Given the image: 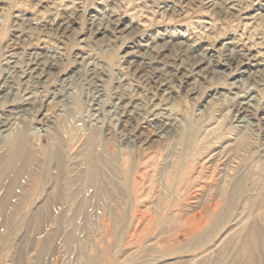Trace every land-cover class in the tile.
<instances>
[{
    "label": "rangeland",
    "instance_id": "rangeland-1",
    "mask_svg": "<svg viewBox=\"0 0 264 264\" xmlns=\"http://www.w3.org/2000/svg\"><path fill=\"white\" fill-rule=\"evenodd\" d=\"M111 15L118 26L97 31ZM36 54L57 68L27 83ZM6 77L0 167L24 139L0 187V264H246L251 224L264 264V0H0V88Z\"/></svg>",
    "mask_w": 264,
    "mask_h": 264
},
{
    "label": "bare ground",
    "instance_id": "bare-ground-1",
    "mask_svg": "<svg viewBox=\"0 0 264 264\" xmlns=\"http://www.w3.org/2000/svg\"><path fill=\"white\" fill-rule=\"evenodd\" d=\"M74 13V12H73ZM73 13L71 14V13H68V14H65V16L62 18V20L61 21H59L58 23L57 22H55V23H57L56 24V27L54 28V29H52V31L54 30L55 32H56V34H62L63 32H66V30H67V28H68V26H70V23H72L73 22V19H74V16H73ZM112 14V13H111ZM116 14V13H115ZM64 15V14H63ZM76 15V14H75ZM107 16V15H106ZM76 19V18H75ZM92 22H94V21H92ZM99 22H100V20H99ZM106 25L107 26H104L103 24L100 26V27H98L97 26V28H96V30L97 31H107V30H109V28L110 27H116V26H118V24H119V22H120V18L118 17V16H115V15H111V16H109L107 19H106ZM91 24V23H90ZM94 24H96V23H94ZM91 25H93V24H91ZM96 26V25H95ZM94 26V27H95ZM90 30H91V28H90ZM166 44V43H165ZM190 44V43H189ZM165 47V46H164ZM185 47V46H184ZM147 49V48H146ZM195 49H197V47L195 46V43L194 44H192V45H187V47L186 48H184V51H187L188 53H192V51H195ZM155 50V49H154ZM228 50H230V52L228 53V56H227V60L228 61H233V62H236L237 63V65L238 66H242L243 64H245L246 65V63L244 62V60H245V58L247 57V56H245V53L243 52L244 50H241V49H228ZM149 50L147 49V54H150V53H152L151 52V49H150V51L148 52ZM156 51V50H155ZM227 51V49L225 50V52ZM140 52V51H139ZM183 52V51H182ZM198 52V51H197ZM224 52V51H223ZM224 52V53H225ZM137 53V52H136ZM166 53V52H165ZM138 54V53H137ZM160 54V53H159ZM164 54V53H163ZM173 54V53H172ZM135 55V54H134ZM156 55H157V53H156ZM43 56V55H42ZM171 56V55H170ZM151 57V56H150ZM165 57V56H164ZM172 57V56H171ZM182 57V56H181ZM199 58H200V64H202L203 62H206V60H205V58L207 57L205 54L204 55H200V56H198ZM145 57L144 56H142V60H141V62L140 63H138L137 65H135L134 66V68L137 66L138 68H144L145 66H144V64H147V62H143V59H144ZM148 58H149V56H148ZM134 59V58H133ZM155 59V58H154ZM165 59V58H164ZM9 60V59H8ZM11 60V59H10ZM9 60V61H10ZM14 60V59H13ZM27 60V59H26ZM151 60V59H150ZM159 60V59H158ZM166 60V59H165ZM181 60V59H180ZM136 61H138V60H136ZM174 61V60H173ZM182 61V60H181ZM196 61V60H195ZM258 61H260V60H258ZM258 61H256V63L254 64V66H258L259 65V63L260 62H258ZM7 62V61H6ZM134 62V61H133ZM143 62V63H142ZM12 63V62H11ZM18 63V62H17ZM155 63V62H154ZM169 63H172V62H169ZM175 63V62H174ZM179 63V62H178ZM196 63V62H195ZM7 64V63H6ZM56 64V63H55ZM151 64V63H150ZM173 64V63H172ZM226 64H227V62H226ZM235 64V63H234ZM252 64V63H251ZM22 65V64H21ZM21 65H19V66H21ZM130 65V64H129ZM149 65V64H148ZM199 65V64H198ZM18 66V64L16 65V64H14V63H12V65L10 64V66H8L9 67V71H7V72H16V71H18V68H20L21 69V67H19ZM164 66V65H163ZM162 66V67H163ZM171 66V65H170ZM177 66V65H176ZM179 66V65H178ZM182 66V65H181ZM193 66V65H192ZM205 66H207V64H205ZM231 66V65H230ZM7 67V68H8ZM56 66L54 65V62H49V61H47V59H45L44 57L42 58V57H40L39 55H37L36 54V56L34 57V58H30V60H29V63L27 64V71H21V76L22 77H24V79H25V81L27 82V83H29V81L31 80L32 82H34L35 84H40L41 82H43V81H45V78H46V76H47V73H48V71L47 70H51V69H54ZM154 67V66H153ZM165 67V66H164ZM57 68V67H56ZM131 68H133V67H131ZM201 68V67H200ZM206 68V67H205ZM248 68V67H247ZM22 69H23V67H22ZM150 69V68H149ZM177 69V68H176ZM184 69V68H183ZM90 70V69H89ZM88 70V71H89ZM148 70V69H147ZM246 70V69H245ZM47 71V72H46ZM52 71V70H51ZM134 71H136V69L134 70ZM150 71V70H149ZM157 71V70H156ZM179 71V70H178ZM257 71H261V69H259V68H257ZM256 72V71H255ZM51 73V72H50ZM78 73V72H77ZM167 73H169V74H171L173 77L175 76V74H174V72L172 71V70H169V71H167L166 73H161V75L162 76H167ZM191 73V72H190ZM198 73V72H197ZM5 74V73H4ZM10 74V73H9ZM25 74V75H24ZM15 75V74H14ZM16 75H17V73H16ZM137 75H139V74H137ZM148 75H149V73H148ZM89 76H90V74H89ZM141 76H143V75H141ZM154 76V75H153ZM161 76V77H162ZM12 77V76H11ZM50 77V76H49ZM140 77V76H139ZM169 77V76H168ZM13 78V77H12ZM153 78V77H152ZM175 78V77H174ZM11 79V78H10ZM21 79V78H20ZM93 79H95V78H93ZM150 79V78H149ZM87 80H88V78H87ZM96 80V79H95ZM101 80V79H100ZM17 82V81H16ZM31 82V83H32ZM46 82V81H45ZM95 82V81H94ZM165 82V81H164ZM9 83L11 84V81H9L8 80V77H6L5 79H4V81L2 82V85H1V88H0V100H1V106H2V104H8V106H4L5 108H3L2 109V113H4V112H10L12 109H13V107H12V105H11V103H9L10 101H9V98H8V96H9V93L10 92H12V87L11 86H9ZM71 83V82H70ZM96 83V82H95ZM102 83V82H101ZM168 83V82H167ZM13 84V83H12ZM11 84V85H12ZM71 84H73V83H71ZM7 85V86H6ZM18 85H20V84H18ZM15 86V85H14ZM30 86V85H29ZM37 86H39V85H37ZM65 86H66V84H65ZM93 86V85H92ZM28 88V87H27ZM91 88V87H90ZM93 88V87H92ZM30 89V88H29ZM28 89V90H29ZM64 89V88H63ZM70 89V88H69ZM18 90V89H17ZM71 90H72V88H71ZM22 91V90H21ZM54 91V90H53ZM73 91V90H72ZM90 91V90H89ZM98 91V90H97ZM103 91V90H102ZM101 91V92H102ZM120 91V90H119ZM27 92V91H26ZM61 92V91H60ZM92 92V91H91ZM114 92V91H113ZM122 92H123V90H122ZM125 92V91H124ZM123 92V93H124ZM38 93V92H37ZM36 93V94H37ZM96 93V92H95ZM57 94V93H56ZM63 94V93H62ZM65 94V93H64ZM112 94V93H111ZM114 94V93H113ZM121 94V93H120ZM25 95V94H24ZM30 95V94H29ZM59 95V94H58ZM72 95H74V94H72ZM76 95V94H75ZM101 96V95H100ZM118 96V95H117ZM120 96H122V95H120ZM28 97V96H27ZM90 97V96H89ZM95 97V96H94ZM248 97V96H247ZM247 97L245 98V99H247ZM25 98V97H24ZM30 98V100L26 103L28 106L29 105H32L33 104V102H35L34 100H32L31 99V97H29ZM102 98V97H101ZM119 98V97H118ZM57 99H58V97H57ZM73 99V98H72ZM91 99V98H90ZM96 99V98H95ZM99 99V98H98ZM97 99V100H98ZM109 99H111V98H109ZM122 99V98H121ZM23 100V99H22ZM113 100V99H112ZM95 101V100H94ZM128 101V100H127ZM134 101V100H133ZM247 101V100H246ZM11 102H12V100H11ZM26 102V101H25ZM37 102H38V100H37ZM99 102V101H98ZM109 102V101H108ZM120 102V101H119ZM126 102V101H125ZM239 102V101H238ZM68 103V102H67ZM100 103V102H99ZM113 103V102H112ZM115 103V102H114ZM95 105V104H94ZM239 107L237 108L238 110H241V111H244L245 109H247V108H245V106L246 107H248V108H250V105H249V103H248V101L247 102H239L238 104H237ZM0 106V107H1ZM119 106H121V105H119ZM135 106V105H134ZM252 106V105H251ZM97 107V106H96ZM102 107H103V105H102ZM26 108H27V106H26ZM34 108V107H33ZM118 108V107H117ZM1 109V108H0ZM31 109V108H30ZM36 109V108H35ZM123 109H124V107H123ZM122 110V109H121ZM17 111V110H16ZM120 111V110H119ZM123 111V110H122ZM247 111V110H246ZM118 112V111H117ZM122 113H124L126 116L127 115H129V114H127V111L126 110H124ZM121 113V114H122ZM134 113V112H133ZM132 114V113H131ZM244 114V113H243ZM17 115H18V113H17ZM21 115V114H20ZM119 116V115H118ZM154 116H155V114H154ZM158 116H160V115H158ZM0 126L3 128H5V127H7V125H8V116L7 115H0ZM17 117V116H16ZM157 117V116H156ZM109 120V119H108ZM125 120V119H124ZM243 120V119H242ZM150 121V120H149ZM167 121V120H166ZM125 125V124H124ZM158 126L159 127H164V129L166 128V132H164V133H166L167 134V132H169V131H171L172 129H173V126L172 125H170V124H168L167 122H162V120H159V122H158ZM128 127V126H127ZM176 127V126H175ZM123 128H125V127H123ZM160 129V128H159ZM105 130V129H104ZM110 130V129H109ZM125 130V129H124ZM161 130H163V128L161 129ZM168 130V131H167ZM157 131H159V130H157ZM173 131V130H172ZM110 132V131H109ZM109 132H107V133H109ZM123 132V131H122ZM125 132H126V130H125ZM21 133V132H20ZM125 134V133H124ZM23 135V134H22ZM106 135H108V134H106ZM139 135V134H138ZM112 136V135H111ZM263 136V135H262ZM24 139V137L23 136H15V137H13V139L11 140V148L9 149V151H8V153H7V155L5 156V158L3 159V164H2V166L0 167V187L2 186V184L7 180V174L11 171V169L13 168V167H15L16 165H17V163H18V161H17V158L18 159H20V157H21V155H22V151H23V148H22V146H21V144H22V142H21V140H23ZM123 139H126V138H123ZM125 141V140H124ZM127 141V140H126ZM245 144V139H243V138H241L239 141H238V143H236V146H234V152H238V151H240V149L242 148L241 147V145H244ZM233 150V149H232ZM262 154H263V156H264V148H263V150H262V152H261ZM91 154V153H90ZM93 154V153H92ZM212 156V155H211ZM91 158V157H90ZM92 159V158H91ZM90 159V160H91ZM95 159V158H94ZM239 161V160H238ZM92 163H93V161H91ZM217 162V161H216ZM216 162L215 161H212V164H216ZM91 163V164H92ZM90 164V169H89V171H87V172H90L89 173V178L90 179H92L91 181H93L94 179H95V177H96V171H95V168H94V165H91ZM94 164H95V162H94ZM231 159H230V161H228V162H225V163H222V164H219V165H217L218 166V170L220 169L219 167H220V165H223V167L224 168H222V175L223 176H225L226 174H225V171L226 170H230L231 169ZM27 166V165H26ZM98 166V165H97ZM26 169V168H25ZM97 169V168H96ZM221 170V169H220ZM215 172V171H214ZM220 172V171H219ZM99 173V172H98ZM25 174V173H24ZM88 174V173H87ZM229 174V173H228ZM227 174V175H228ZM213 175V174H212ZM97 176H98V174H97ZM251 176V175H250ZM143 177H144V175H143ZM204 178V177H203ZM89 179V180H90ZM260 179V178H259ZM259 179H258V181H259ZM226 180V179H225ZM95 181V180H94ZM100 181V180H99ZM259 189H261V191H260V196H259V198H261V201H263L264 202V183L262 184V186L259 188ZM241 190V189H240ZM248 191V190H247ZM246 191V192H247ZM259 193V192H258ZM14 194V189H12V188H9L8 189V191L6 192V196H5V198H8V197H10V195H13ZM234 196V195H233ZM239 196V195H238ZM240 197H241V195H240ZM8 206V205H7ZM250 207H251V205H250ZM39 209V208H38ZM207 217V216H206ZM260 234H261V229H260V227L257 225V224H251V225H249V230H248V234H247V236H246V238H245V241H244V244H243V246H242V248H241V251H240V253L244 256V257H246L247 258V262H246V264H253V259H254V246H256L257 244H259V242H260Z\"/></svg>",
    "mask_w": 264,
    "mask_h": 264
}]
</instances>
